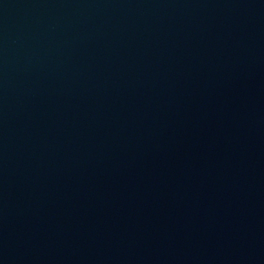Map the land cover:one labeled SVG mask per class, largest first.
<instances>
[{"label": "water", "instance_id": "1", "mask_svg": "<svg viewBox=\"0 0 264 264\" xmlns=\"http://www.w3.org/2000/svg\"><path fill=\"white\" fill-rule=\"evenodd\" d=\"M0 264H264V0H0Z\"/></svg>", "mask_w": 264, "mask_h": 264}]
</instances>
